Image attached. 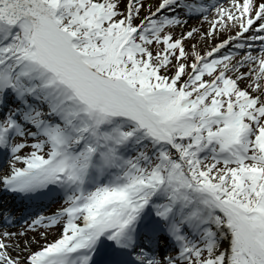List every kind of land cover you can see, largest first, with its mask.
<instances>
[{"label": "snow or ice", "instance_id": "1", "mask_svg": "<svg viewBox=\"0 0 264 264\" xmlns=\"http://www.w3.org/2000/svg\"><path fill=\"white\" fill-rule=\"evenodd\" d=\"M0 264H264V0H0Z\"/></svg>", "mask_w": 264, "mask_h": 264}, {"label": "bare ground", "instance_id": "2", "mask_svg": "<svg viewBox=\"0 0 264 264\" xmlns=\"http://www.w3.org/2000/svg\"><path fill=\"white\" fill-rule=\"evenodd\" d=\"M189 23H191V21Z\"/></svg>", "mask_w": 264, "mask_h": 264}]
</instances>
